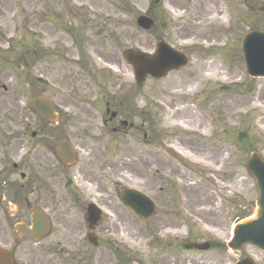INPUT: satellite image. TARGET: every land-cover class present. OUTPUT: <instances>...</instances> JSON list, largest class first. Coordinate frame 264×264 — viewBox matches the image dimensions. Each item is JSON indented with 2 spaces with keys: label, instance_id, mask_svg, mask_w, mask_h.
Here are the masks:
<instances>
[{
  "label": "rangeland",
  "instance_id": "1",
  "mask_svg": "<svg viewBox=\"0 0 264 264\" xmlns=\"http://www.w3.org/2000/svg\"><path fill=\"white\" fill-rule=\"evenodd\" d=\"M151 3L152 0H0V172L11 171L35 141L29 134L23 136L19 127L20 121L38 126L32 114H23L22 118L27 98L35 91L41 94L43 89V95L56 104L52 98L56 73L52 74L51 69L56 65H76L81 39L84 54L91 62L119 65L118 72L112 70L116 76L107 80V86L118 83L117 87H124L132 82L131 68L122 57L128 49L152 54L160 39L189 58L181 71L160 80L147 78L138 87L137 109H148L145 123L140 116L136 119L137 129L106 137L107 146L112 148L107 150L104 193L100 195L105 200V264H117L112 250L122 252L125 259L137 252L139 264H151L149 257L152 264H197L191 260L195 256L186 252L179 251L176 257L163 253V241L176 233L190 234L192 238H197L198 233L203 241L206 232L226 241L233 223L250 216L257 200L254 181L244 166L252 148L264 159V79L246 74L239 47L243 35L252 29L251 20L264 25V0L252 4L243 0H161L156 6ZM214 6L219 9L215 16ZM251 7L261 8V12L251 11ZM149 9L148 16L155 21L154 35L135 25L136 17ZM34 50H42L44 55L33 57ZM212 66L217 68L214 76L209 74ZM40 74L43 84L38 87ZM144 133L155 143L153 150L149 149L154 156L149 167L131 162V154L145 150L141 146ZM168 151L180 162L172 160ZM33 154L28 158L32 159ZM128 167L136 169L137 178H132ZM18 173L14 171L1 184L4 189H0V200L4 199L9 212L15 200L7 186L20 180ZM126 188L147 195L155 203L156 212L162 213L166 204L181 206L180 210L188 212L185 225L181 224L183 216L178 220L165 215L164 222L171 221L169 226L155 225L161 245L150 244L155 236L147 233L142 222L135 223L116 200ZM169 189L178 191L179 196L170 195ZM225 215L227 228L221 227ZM242 251L257 264H264V254L257 249L245 246ZM228 252L233 264L241 257ZM212 258L220 256H201L202 261Z\"/></svg>",
  "mask_w": 264,
  "mask_h": 264
},
{
  "label": "flooded vegetation",
  "instance_id": "2",
  "mask_svg": "<svg viewBox=\"0 0 264 264\" xmlns=\"http://www.w3.org/2000/svg\"><path fill=\"white\" fill-rule=\"evenodd\" d=\"M71 39L75 45V39ZM83 46L81 39L76 65L52 67V74L56 73L52 85L55 94L52 98L57 101L55 106L59 121L57 124L42 122L46 125L38 129L40 134L36 135L37 141L33 143L32 149L14 166L20 180L14 182L18 187V195H13L15 203L11 206L12 211H8L4 199L0 200V252L6 250L0 253V264H105L106 218L102 213L98 215L91 205L104 211L105 200L100 196L105 186L103 170L107 150L112 148L107 146L106 137L109 133L120 136L121 133L126 135L137 129L136 119L142 116L145 123L148 120V109L138 111L136 98L140 94L132 82L124 87H117L118 83L107 86V80L113 78L105 76L103 66L106 65H97L87 59ZM107 66L115 70L119 67ZM62 67L66 69L65 72ZM41 77L42 74L37 77L38 87L43 84ZM61 142H66V146L71 148L72 157L65 161L56 154ZM141 146L145 150L131 154V162L147 166L154 161L149 149L153 150L155 146L147 133L142 135ZM32 153L33 158H28ZM128 169L133 174L132 178H137L136 169ZM124 191H120L117 201ZM168 192L179 196L176 190L169 189ZM174 204H166L162 213L155 209L146 224L147 233L155 236L150 244L157 246L159 240L156 237L159 235V231H155L156 224H160V227L169 226L171 221L164 222L165 215L178 220L183 216L181 224L185 225L187 210H180L181 206ZM35 213L40 220L43 216L47 218L48 232L43 234L40 228L34 240L15 238L11 230L17 225L31 227ZM195 217L197 219V211ZM132 218L135 223L142 221L134 215ZM223 221L221 227L225 225L227 228V215ZM207 240L206 252L200 251L198 236L192 242L180 240L177 236L172 240L170 238L162 243L161 251L171 253L174 257L179 251L189 253L195 256L191 260L197 264H233L225 252V242L215 238ZM205 254H218L220 259L202 261L201 256ZM149 262L152 264L151 257ZM130 263L138 264L137 252L131 254Z\"/></svg>",
  "mask_w": 264,
  "mask_h": 264
},
{
  "label": "water",
  "instance_id": "3",
  "mask_svg": "<svg viewBox=\"0 0 264 264\" xmlns=\"http://www.w3.org/2000/svg\"><path fill=\"white\" fill-rule=\"evenodd\" d=\"M137 24L144 30H148L151 27V21L144 17H140L137 20ZM242 52L247 73L251 77H264V34L257 32L248 34L243 41ZM124 58L132 66L135 78L139 82L143 81L148 75L160 78L169 70L177 69L186 64L185 58L176 54L163 42L157 43L154 57L150 58L147 54L141 52L127 51L124 54ZM27 106L45 121L52 123L58 121L59 116L55 114L54 105L49 99L33 97L27 101ZM65 148L67 146L59 144L58 154L61 158H64L62 152ZM67 151L69 152V150ZM70 155V152L68 154L65 153V157ZM246 169L256 181L259 189L258 208L252 218L235 225L233 239L229 244V248L234 251H240L244 244L251 243L264 251V162L256 153H252L246 164ZM122 204L132 210L135 215L144 218L145 221L148 220L154 210L153 203L149 199L134 191L125 193ZM42 223L47 230L46 223L44 221ZM32 225L33 230L31 232L33 233L36 223ZM237 264L253 263L249 259H243Z\"/></svg>",
  "mask_w": 264,
  "mask_h": 264
},
{
  "label": "bare ground",
  "instance_id": "4",
  "mask_svg": "<svg viewBox=\"0 0 264 264\" xmlns=\"http://www.w3.org/2000/svg\"><path fill=\"white\" fill-rule=\"evenodd\" d=\"M218 11H219V9L216 6H214L213 7V16H215L218 13ZM216 73H217V68L215 66H212L211 68H209V74L210 75L214 76V75H216ZM198 124H200V121H198V119H197V125ZM205 129L206 128H204V130Z\"/></svg>",
  "mask_w": 264,
  "mask_h": 264
}]
</instances>
